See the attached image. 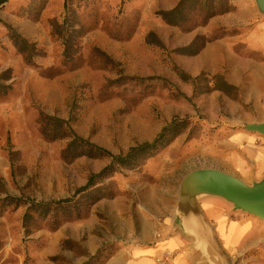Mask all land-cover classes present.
Masks as SVG:
<instances>
[{
  "label": "rangeland",
  "instance_id": "rangeland-1",
  "mask_svg": "<svg viewBox=\"0 0 264 264\" xmlns=\"http://www.w3.org/2000/svg\"><path fill=\"white\" fill-rule=\"evenodd\" d=\"M229 1L232 11L234 3L243 6L247 21H252L249 4L264 20L254 0ZM170 3L6 0L0 4V72L9 68L12 76L7 81L10 89L0 94V264H104L120 244L117 228L122 231L125 222L142 214L150 216L148 204L171 212L179 203L185 176L216 169L211 166L215 148L229 154L235 144L232 147L223 135L213 137L219 128L220 134L234 126L263 135L246 127L264 117V96L258 93L261 81L255 75L264 52L249 43L255 45L257 40V35L249 37L251 23L211 28L213 17L219 15L196 25L199 18L190 13L186 21L172 26L156 15ZM10 28L25 38L27 47L14 44ZM193 32L233 41L234 51L246 62L242 93L238 88L233 95L212 89L215 73L201 70L193 76L178 65L185 54L176 49L187 45ZM45 116L66 120L77 135L113 154L151 141L172 119L187 123L142 166L117 169L110 178L111 197L86 206L75 202L77 194L63 207L51 205L42 215L29 207L32 201L72 198L90 173L110 161L88 156L64 160L61 152L67 139L43 134ZM239 212L260 222L261 235L245 240L246 250L234 264H264V220Z\"/></svg>",
  "mask_w": 264,
  "mask_h": 264
},
{
  "label": "crops",
  "instance_id": "crops-1",
  "mask_svg": "<svg viewBox=\"0 0 264 264\" xmlns=\"http://www.w3.org/2000/svg\"><path fill=\"white\" fill-rule=\"evenodd\" d=\"M177 1L171 0L169 5L158 10L170 9ZM234 4V11L213 17L211 28L218 25L243 27L251 23L249 37L257 35V40L255 45L249 43L254 49H263L264 52V20L249 4L252 21H247L242 17L243 6ZM197 34H189L187 45ZM177 63L193 76L201 70L219 74L241 93L248 76L245 74V59L234 51L233 41L227 36L207 41L198 53L182 55ZM258 64L255 69L256 78L261 81L260 86L257 85L258 93L264 96V62ZM223 130L227 131L226 134H220L219 128L218 134L213 137L223 135L227 143L232 147L234 143L235 146L229 154L225 153V149L215 148L211 166L252 183L264 173V134L260 136L234 126ZM146 207L150 208V216L142 214L140 218L125 222L122 231L117 228L116 236L120 238V244L104 264H234V260L246 250L245 240L259 239L261 235L258 220L239 212L219 196L198 195L180 203L178 210L175 205L167 213L158 204L155 209H151L150 204ZM89 252L93 253V250Z\"/></svg>",
  "mask_w": 264,
  "mask_h": 264
},
{
  "label": "trees",
  "instance_id": "trees-1",
  "mask_svg": "<svg viewBox=\"0 0 264 264\" xmlns=\"http://www.w3.org/2000/svg\"><path fill=\"white\" fill-rule=\"evenodd\" d=\"M4 1L6 0H0V4ZM232 10L233 6L230 4L229 0H178L176 5L170 9L157 10L156 15L164 23L178 26L188 19L190 13H194L199 18L196 25H204L211 17L226 14ZM11 32L12 40L19 49L27 47L25 38L14 32L13 29H11ZM217 38H220V36L205 38L196 35L188 45L177 48L176 51L185 55H194L199 52L207 41ZM184 75L187 79L194 80L196 78L187 74ZM11 78L12 76L9 68L0 72V94H5L8 89H10L11 86L7 81ZM212 81V89L220 90L227 95H233L237 90L236 86L226 82L219 74H215L212 77ZM185 123H187V120L172 119L169 125L163 127L151 141L135 144L128 147L123 153L113 154L109 150L77 135L66 120L54 116H45L42 125L43 134L51 139H67L66 146L61 152L64 160L71 161L80 156H88L93 158L109 157L110 161L99 171L90 173L86 182L75 189L72 198L48 202L32 201L29 207L36 208L42 215H45L50 211L51 205L63 207L73 200L74 196L77 194H79V196L75 202L77 203L81 200L86 206L94 204L102 198L111 197L113 193L111 192L110 186H113V182L110 178L113 173L119 168L131 169L142 166L146 159L154 156L169 145L183 131L186 126L184 125ZM83 264H87V262Z\"/></svg>",
  "mask_w": 264,
  "mask_h": 264
},
{
  "label": "water",
  "instance_id": "water-1",
  "mask_svg": "<svg viewBox=\"0 0 264 264\" xmlns=\"http://www.w3.org/2000/svg\"><path fill=\"white\" fill-rule=\"evenodd\" d=\"M264 14V0H254ZM264 134V121L246 125ZM198 195L224 198L233 208L248 212L264 220V175L251 184L217 169H199L185 176L179 189V203L195 199ZM177 205V210H178Z\"/></svg>",
  "mask_w": 264,
  "mask_h": 264
}]
</instances>
